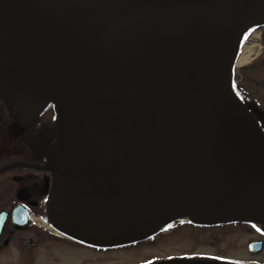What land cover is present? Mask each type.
Instances as JSON below:
<instances>
[{
    "label": "water",
    "instance_id": "1",
    "mask_svg": "<svg viewBox=\"0 0 264 264\" xmlns=\"http://www.w3.org/2000/svg\"><path fill=\"white\" fill-rule=\"evenodd\" d=\"M233 1L0 0V55L19 62L15 86L49 73L65 115L92 132L101 128L97 165L86 169L91 153L79 149L69 159L75 178L91 187L53 205L62 232L113 247L150 239L177 216L205 225L264 221L252 197L262 193L264 138L250 118L251 132L242 137L231 78L208 64L215 9ZM240 204L249 212L235 208ZM18 209L12 222L27 224ZM6 214L0 212V233ZM249 249L258 252L261 243Z\"/></svg>",
    "mask_w": 264,
    "mask_h": 264
},
{
    "label": "flooded vegetation",
    "instance_id": "2",
    "mask_svg": "<svg viewBox=\"0 0 264 264\" xmlns=\"http://www.w3.org/2000/svg\"><path fill=\"white\" fill-rule=\"evenodd\" d=\"M255 33H258V38L254 41ZM254 42L260 46L259 50L245 62L233 65L230 91L241 106L236 112L242 137L251 132V119L264 138V24L252 26L243 32L236 56L242 53L246 45ZM53 67L51 65V69ZM18 72L19 62L15 56L0 55V170L9 167L0 172V212L7 213L0 233V255H6L11 264L15 260L33 263L40 253L48 258L61 249L76 251L81 247L90 251H108L125 247H97L74 239L54 226L56 222L51 215L53 205L65 206L67 199L76 200L91 187L83 178H75L72 173L74 163L69 159L79 149L91 153L93 161L86 169L97 165L98 161L92 153L99 152L95 144L101 128L92 132L86 122L65 115L57 100L59 87L54 81L56 77L48 73L34 80L33 84L18 88L15 86ZM262 167L263 176L258 184L262 193L253 194L252 197L264 215V162ZM63 194L67 197L64 203L60 199ZM16 207L20 208L19 213L24 212L28 216L27 224L18 226L12 222ZM235 208L249 212L244 204ZM182 220L186 226L226 228L228 232L234 231L237 226H247L256 236L248 243V249L253 242L261 243L260 251H249L256 255L264 249V221L260 220L237 219L205 225L190 220L188 216H177L163 224L158 233L169 224ZM225 232L221 231L217 239L221 240ZM25 240L30 246H25ZM183 258L225 264H264L252 259Z\"/></svg>",
    "mask_w": 264,
    "mask_h": 264
},
{
    "label": "rangeland",
    "instance_id": "3",
    "mask_svg": "<svg viewBox=\"0 0 264 264\" xmlns=\"http://www.w3.org/2000/svg\"><path fill=\"white\" fill-rule=\"evenodd\" d=\"M253 39L256 40L255 37ZM182 221L169 224L152 239L122 248L108 251H90L81 247L76 251L61 249L48 258L40 253L33 263L15 260L13 264H155L183 257L264 262V249L256 255L248 249V243L256 236L247 226H237L234 231L228 232L226 228L190 227ZM224 230L226 232L221 235V240L217 239ZM24 242L25 246H30L27 240ZM0 264L11 262L6 255H0Z\"/></svg>",
    "mask_w": 264,
    "mask_h": 264
},
{
    "label": "bare ground",
    "instance_id": "4",
    "mask_svg": "<svg viewBox=\"0 0 264 264\" xmlns=\"http://www.w3.org/2000/svg\"><path fill=\"white\" fill-rule=\"evenodd\" d=\"M263 2V0H235L218 5L219 7L215 9L218 19L212 26L213 35L209 39L208 49L211 53L208 64L216 70L218 77L222 74L226 76V79L231 78V66L245 62L259 50L258 44L246 45L242 53L235 57V42L241 30L250 24L264 22V11H261ZM256 38H258L257 35ZM54 226L57 225L54 224ZM156 229L158 228L154 230Z\"/></svg>",
    "mask_w": 264,
    "mask_h": 264
}]
</instances>
